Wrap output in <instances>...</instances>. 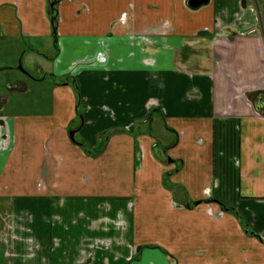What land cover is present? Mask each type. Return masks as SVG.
<instances>
[{"label": "crops", "instance_id": "crops-1", "mask_svg": "<svg viewBox=\"0 0 264 264\" xmlns=\"http://www.w3.org/2000/svg\"><path fill=\"white\" fill-rule=\"evenodd\" d=\"M188 1L0 0V264H264V0Z\"/></svg>", "mask_w": 264, "mask_h": 264}, {"label": "water", "instance_id": "water-1", "mask_svg": "<svg viewBox=\"0 0 264 264\" xmlns=\"http://www.w3.org/2000/svg\"><path fill=\"white\" fill-rule=\"evenodd\" d=\"M206 2H207V0H189L188 1V4L190 6H192V7H197L200 4L206 3ZM73 134H74V132L73 131H70L69 135H70L71 138L73 137Z\"/></svg>", "mask_w": 264, "mask_h": 264}, {"label": "rangeland", "instance_id": "rangeland-1", "mask_svg": "<svg viewBox=\"0 0 264 264\" xmlns=\"http://www.w3.org/2000/svg\"><path fill=\"white\" fill-rule=\"evenodd\" d=\"M19 66H20V65H18L17 68H19ZM0 92H1V93H4L3 85H1V83H0Z\"/></svg>", "mask_w": 264, "mask_h": 264}]
</instances>
